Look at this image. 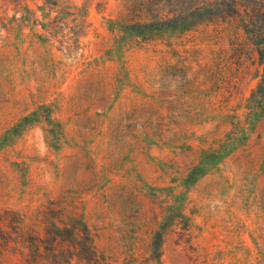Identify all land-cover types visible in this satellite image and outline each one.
Instances as JSON below:
<instances>
[{"label":"rangeland","instance_id":"1","mask_svg":"<svg viewBox=\"0 0 264 264\" xmlns=\"http://www.w3.org/2000/svg\"><path fill=\"white\" fill-rule=\"evenodd\" d=\"M151 1L0 0V264H264V117L217 148L253 67L233 25L131 36L204 5Z\"/></svg>","mask_w":264,"mask_h":264},{"label":"trees","instance_id":"2","mask_svg":"<svg viewBox=\"0 0 264 264\" xmlns=\"http://www.w3.org/2000/svg\"><path fill=\"white\" fill-rule=\"evenodd\" d=\"M163 0H152L151 5H155ZM181 1V0H165ZM185 1V0H183ZM153 13V12H152ZM152 15V14H151ZM197 17V18H193ZM204 25H233L235 28L234 38L237 40L233 50L239 52L242 58V65L248 70H251L252 79L256 80L254 88L251 90L249 97L244 105L246 110V118L243 124L240 121H235L234 130L230 134L235 137H228L223 140L217 147L221 153L228 154V147H233L234 139L238 135L245 137V124L259 121L264 117V0H204V5L194 7L193 10L184 9L183 11L174 14L172 17L161 18L151 16L148 21H137L123 24L122 27L131 35L140 40H150L153 38H170L176 35H181L184 32L192 29L194 26L203 23ZM233 47V46H232ZM247 56V61H250L249 67L245 64L244 58ZM254 124V123H253ZM237 133V134H236ZM227 151V152H226ZM7 231L0 226V238L6 239ZM39 239V238H38ZM40 244H32L27 249L30 251L33 260H25L26 264H71L67 257L63 260H56L58 255H55L57 250L54 249L56 244H51V248H47L51 255L54 256L52 261H44V251L40 249ZM7 244L0 243V253L4 250ZM75 247V246H74ZM92 254V261L95 259L94 252L91 247H88ZM158 251V250H157ZM44 254V255H43ZM29 255V253H28ZM63 256V253H62ZM81 264V262L77 263ZM89 264V262H88Z\"/></svg>","mask_w":264,"mask_h":264}]
</instances>
